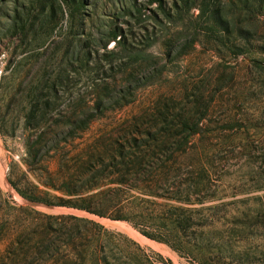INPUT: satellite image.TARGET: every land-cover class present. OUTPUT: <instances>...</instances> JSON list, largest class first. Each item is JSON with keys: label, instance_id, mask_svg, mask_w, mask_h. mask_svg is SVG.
<instances>
[{"label": "rangeland", "instance_id": "rangeland-1", "mask_svg": "<svg viewBox=\"0 0 264 264\" xmlns=\"http://www.w3.org/2000/svg\"><path fill=\"white\" fill-rule=\"evenodd\" d=\"M64 150L132 224L17 193ZM0 264H264V0H0Z\"/></svg>", "mask_w": 264, "mask_h": 264}, {"label": "trees", "instance_id": "trees-1", "mask_svg": "<svg viewBox=\"0 0 264 264\" xmlns=\"http://www.w3.org/2000/svg\"><path fill=\"white\" fill-rule=\"evenodd\" d=\"M27 156L26 165L28 168H32L34 165H37L38 158L37 152L32 150V146L27 144ZM53 152V151H52ZM66 154L63 158L58 159L57 156H51L49 162L46 163L45 172L48 176V184H45V188L61 193L64 198H59L50 195L49 193L42 192L38 187L31 188L29 193L21 192L17 190V193L26 201L33 204H42L49 207H58V208H67L73 209L81 212H86L88 214L94 215L100 219H109L112 221H125L131 223L130 220L123 213L124 208L120 207L121 203L118 200H110L106 202L104 206H99L98 210H95L92 207V204L87 203L85 195L94 191L95 189V178H94V168L92 164L94 160L92 157L82 160L79 157H73L68 150H64ZM56 153V152H54ZM144 160H135L130 163H122L124 167L128 166H140L144 164ZM176 163L172 161L160 162V166L163 169H167L171 166H175ZM55 166V169L53 168ZM58 177L61 178V184L58 186ZM82 186L78 187L77 185L81 184ZM13 187L14 183L11 182ZM116 185H123L122 182H116ZM94 197V196H93ZM51 219H61V220H79L85 222L83 219H77L74 216H59V217H50ZM95 225V223H93ZM133 227L136 228L133 224ZM98 228L102 231H105L102 227ZM146 236V234L143 233ZM151 238L150 236H147ZM152 239V238H151ZM161 243L168 244L164 240H158Z\"/></svg>", "mask_w": 264, "mask_h": 264}]
</instances>
